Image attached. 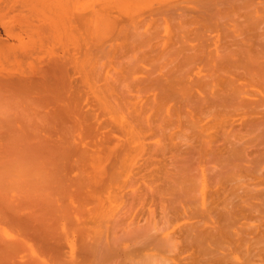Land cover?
I'll list each match as a JSON object with an SVG mask.
<instances>
[{
  "label": "bare ground",
  "instance_id": "1",
  "mask_svg": "<svg viewBox=\"0 0 264 264\" xmlns=\"http://www.w3.org/2000/svg\"><path fill=\"white\" fill-rule=\"evenodd\" d=\"M69 1L65 4V0H60L65 5L76 0ZM207 1L213 5L217 1L222 9L227 5L228 10H223L232 12V23L241 29L244 38L232 44L234 49L205 55L197 46L199 55L184 52L178 54V59L173 55L171 68L168 63L162 64V77L152 72L159 69H152V61L170 59V52L167 57L163 53L153 58L145 55L147 59L130 55L133 64L141 58L137 63L147 61L143 67L152 66L148 70L155 77L134 64L137 71L141 68L142 74L153 76L146 79L139 72L145 81L133 70L129 55L122 58V54L115 57L110 53L118 60L110 65L102 63L114 65L118 71L110 69L113 80L109 81L110 75L102 73L106 75L102 77L104 71L98 69L97 62L102 57L97 61L91 54L81 56L79 43L76 47L71 45L72 55H55L57 51L52 50L56 44H65L67 41L61 39L67 34L71 38V31L77 36L72 33L76 42L80 39L82 18L75 11L77 1L73 10V4L65 7L59 0H0V122L11 118L0 124V264H132L135 260L147 264L151 258L155 260L152 251H159L163 245L158 240V230L170 216L193 219L207 215L212 219V227L202 229L198 223L182 227V240H178L193 250V264H212L220 254V250L215 251L216 257L213 248L224 250L244 242L242 234L246 231L238 220L243 218L242 203L247 200L242 202L240 196L246 189L239 195L236 188L240 186L234 187L233 182H237V171L246 173L247 164L255 165L259 159L264 162V11L258 9L264 4L259 3L258 12V1ZM66 8L73 13L67 22L72 25L70 33L65 20L72 13L66 16ZM41 11L43 15L38 13ZM33 12L36 22L41 21L38 15L42 16L37 31L42 27L41 37L44 33L49 36L36 41L46 43L45 39L53 38L55 46L40 42L37 49L33 46ZM203 15L199 20L205 23L208 17ZM37 34L33 36H40L41 32ZM69 38L68 42L72 40ZM92 55L97 58V54ZM104 58L107 59L100 60ZM196 61L198 67L199 62L203 66L204 75L200 77L199 68L194 67ZM107 66L105 71H110ZM195 68L197 72L192 73ZM135 72L138 82L145 83H140V87L134 81L137 89L133 86L132 90L128 79L133 80L131 74ZM246 85L260 92L253 93ZM243 88L253 93V99L242 97L249 94L246 90L243 93ZM128 91H133L131 98ZM149 92L146 97L141 95ZM138 93L144 97H138L140 102L134 99ZM234 113L249 119L243 120V131L253 138L249 139L250 146L257 141L260 148L255 146L254 151L247 153L241 144L242 136L235 132L238 129L222 132L223 119L233 115L238 118ZM252 154L258 157L250 159ZM230 182L233 187L229 186L231 198L227 199L224 185ZM236 182L235 185L240 184ZM212 183L213 189L207 194L209 204H204L202 197L200 208L199 195ZM158 205L160 222L155 220ZM75 211L80 220L74 223L71 215ZM69 236L75 239L69 242ZM257 251H249L251 261L264 259V251ZM192 256L187 258L195 260ZM159 257L156 255L152 263H164Z\"/></svg>",
  "mask_w": 264,
  "mask_h": 264
},
{
  "label": "rangeland",
  "instance_id": "2",
  "mask_svg": "<svg viewBox=\"0 0 264 264\" xmlns=\"http://www.w3.org/2000/svg\"><path fill=\"white\" fill-rule=\"evenodd\" d=\"M62 1H64V0H62ZM65 1H66L65 4H68L67 2L69 0L68 1L65 0ZM70 1H72V0H70ZM70 1H69V3H70ZM76 1H75V3H74V1H72L70 4H71V6L73 4V6L72 7L70 6V7L72 9L74 7L76 8V5L78 4L77 5L78 9L77 8L76 9L74 8V9H75V11L77 10V11L80 12L81 18H82L81 19V25H79L81 28H79L80 30L78 29L79 31H81V32L78 31L79 32L78 33V36H80V34H81L80 39L78 38L81 43L79 42V40L76 42L75 40H77V38H74L72 36V33H73L71 31L72 30V28H71L72 25L69 26L70 23H67V22L69 20L70 21L72 20L73 13H72V10L70 11L71 8H68V9L66 8L68 10V11L66 10L68 12V14L65 13L66 16L67 15H71V13H72V15L69 16L70 18L68 19V16H67V18H66L67 21L65 20V23H67V25H68L67 26L68 28L66 27L67 28L66 31H67V33H70V31H71V33L69 34L71 38H69L68 37V34H67V36L65 37L67 39H65L64 37H63V40L61 39L62 42H65V40L67 41L65 44L63 43L64 45H66V47L63 46V44L61 43L60 40H58V43H61L62 45L59 44V46H58L56 44L57 42L56 43L53 42V38H49L50 40L45 39L46 43L45 42L44 43L42 42V41H44V39L42 40V38H45V37L47 38L49 36L44 33V36L41 37L43 35V33L41 31V28L42 27L39 29V31H37L39 24H41L40 22H42V19H39V17H42V16L38 15L39 16L38 17V20H41V21L36 22L37 16L36 15L34 16V12L32 13V19H33L32 20V25L35 23L36 26H35V24L32 26V30H33L32 31V37H33L32 39L34 40V42L32 41V44H33V46H34V44L35 45L37 44L40 47V45H39V42L40 41H36V40L41 39L42 41L40 43H42L43 45L44 44L46 45L47 43L49 45H51L50 43H52V45H51V47H52L54 45L53 43L56 44V46L58 48L55 45L54 46L56 48L55 47H52L53 48L52 49L50 47L52 50H54V52L57 51L55 53V55L56 54L61 55V54H63V52H66V54L69 53V55H72L73 52H74V50H72V49H74V47L77 46L76 43H79L78 44L79 45V48H81V52L80 53H82L81 56H86L85 54H87V55L88 54L89 55L91 54L90 57L93 56L92 58H94L95 60L99 59L100 57H102V58L103 57H106L107 58V59L104 58L103 61L100 60L102 58H100L99 61L97 60L98 61L97 63H100V64H98L99 66L97 65L98 66V69L100 70V68H101L104 71V72H101V75H102V73H107L106 75L108 76V75H110L109 73L111 72V70H110L111 68H113V67L114 68H117L114 65H112V66L109 67V65L112 64L113 61L118 60V58L116 59L115 57L117 55H118V57H120L121 56L120 54H122V56H121L122 58L124 57L123 55H125V54L127 56L128 55L129 56L130 55L131 56L132 55L133 56L134 55L135 56L138 55L139 57H142V55H143V58H144L145 55L146 56L147 55H149V56L151 55L150 57L153 58V55L154 56L159 55V54L162 55V53H163V55H166V53H167V55L170 54L172 56L173 55L177 56V59H178L179 58L178 57L179 56L178 54L181 53L180 55H183L184 52H185L184 55H186V54H188V55H195V54L196 55H199V53L201 54V51H199L197 49H200V48H201L200 50H202V53L205 54V55L209 54L210 52H211L210 55L216 54V53L222 54L223 52H227V50L234 49L235 46L233 47V45L234 44L236 45V42L239 43L240 40H241V38L244 39L242 37V35H241L242 34L241 29H238V27L236 28V25L233 24L234 23L233 16L231 17L232 19L230 18V15H231L232 12L229 11V13H228V11H227V13H228L227 14L226 11H224V10H228V9H226V6L227 5H224L225 8H223L224 9L223 10L222 9L223 6H221L220 3H218L217 1H215L216 2L215 5H213L212 3H207L208 2L207 0H124V1L123 0H76ZM196 1L198 2V5H197V2ZM256 1H258L257 2L258 5H255V6H257L256 7V10L260 9V12L264 11V9H262L264 7L258 8V7H261L262 4H264V3H262V2H264V0H260V1L259 0H252V2L251 1L250 2L256 4ZM59 3L60 4H64V3L60 2V0H59ZM259 3L261 4V6L259 5ZM74 4H76V5H74ZM209 4H211V5H209ZM69 5H65V7H69ZM122 5H124V6H122ZM219 5H220L221 8L219 7ZM201 6H203V7H201ZM208 6H210V7L212 6V8L210 9V8H208ZM251 6H252V4H251ZM253 7H254V5H253ZM205 8H206L207 11L205 10ZM191 10H192V12H191ZM221 10H223V11H221ZM193 12H195V13H193ZM258 12H259V10H258ZM38 13L41 14L42 11L41 12H38ZM203 13H204V15H203ZM41 15H43V14H41ZM44 15H45V13H44ZM202 15L208 17V21H207L208 23L207 22H205V23L202 22L203 19L202 20H199L200 19L199 16H202ZM33 16L36 18L35 21H34L35 18ZM66 16H64V18ZM225 16H226V18L229 17V19H226ZM197 17H199V18H197ZM222 17H224L225 19L222 18ZM195 20L198 21V22H196ZM220 20L223 21V23H221ZM199 22L201 23V25L198 24ZM218 22L220 23V26H219V23ZM197 25H199V26H197ZM207 25H210L207 28H211L212 30L211 29L208 30L207 28H205ZM214 25H216V26H214ZM217 26H219L220 28L222 26V28L220 29ZM35 27H37V28L35 29ZM34 29L39 34L41 32V35L40 36H36V37H35V35L33 36V33L36 34V35H38L37 32ZM197 29H199V30H197ZM206 29H207V31H206ZM215 29H217V30H215ZM223 29H225L226 31L223 30ZM198 32H200V33H198ZM223 32H225L226 34L223 33ZM73 35H75V34L73 33ZM75 37H77V36L75 35ZM178 37H179L180 40L178 39ZM68 38L70 40L72 39L71 40L72 43H69L71 41L68 42ZM232 38H234V39H232ZM236 39L237 40L239 39V41H237ZM51 40H52V42H51ZM202 40H203V42H202ZM35 41H36V43H35ZM227 42H229V43H227ZM181 44H182V46H181ZM71 45L74 46V47L71 48L72 47ZM36 46H34L35 49L38 48V46L37 47ZM170 46H174V47H170ZM178 46H181L182 48H179ZM184 46H186V47H184ZM197 46L200 47V48H198ZM228 46L229 47H233V48L228 49L229 48ZM224 47H226L227 49L224 48ZM157 48H158V50H157ZM178 48H179V50H178ZM202 48H204V49H202ZM222 48L223 49H226V51L225 50L222 51L221 50ZM192 49H193V51H192ZM152 50L155 53L151 52ZM190 51H191V54H190ZM110 53L111 54H115V57L113 56L114 57L113 58ZM92 54H97V58L94 57L95 55H92ZM101 54H103V55L105 54V55L104 56H101ZM167 55H166V57H167ZM135 56H134V58H135ZM138 56L136 57L135 62L137 61ZM149 56H148V59L150 58ZM111 57H112V60L110 61L109 59H111ZM128 57H126V58H128ZM122 58H119V61ZM163 58L165 59V57H163ZM163 58L160 59V60H158V61H161L162 60L159 65H158V63H159L158 61H152V63L153 62L154 63L157 62L156 64H154V63L152 64L153 66L155 65L154 67H152V66L151 67H152V69L159 68V69L156 70L157 72H154V70L152 71L153 73H155L157 75L160 73L158 75V77L165 76V74H163V73H165L164 68H163V66L165 65V63L166 64L168 63L167 66L170 65V68L174 65V64L173 65L170 64V62H171L170 60L171 59H174L175 58L174 56L173 57H170V59L167 57L164 61H163ZM131 59L133 60V61H131V63L134 62V59L132 57H131ZM144 59H147V58L145 57ZM122 60H123V62L125 61L124 59H122ZM141 60H142L141 58H138V61L137 62H140ZM149 61H150V59H149ZM149 61H148V63H149ZM102 62H104V63L109 62V65L107 66L108 63L104 65V63H102ZM125 62H127V61H125ZM137 62L134 63L135 65H137V67H139V66L141 67L142 66L141 68L142 69L144 68V70H146V71H149L148 69L151 70V67L149 68V65H148V67H143V66H147L146 65L147 64V61L145 62L146 64L144 63V61H142L143 64L142 63L139 64ZM197 62L198 61H196V65H197ZM131 63H130V67H131ZM134 64L132 63V65H134ZM150 64H151V62H150ZM162 64H164V65H162ZM100 65H101V67H100ZM135 65H134V67L133 66L132 67H133V70L135 69V71H137V69H136L137 67ZM196 65L194 67L199 68V71L198 72H200V74H199L198 77H200V75L201 76L204 75V73H201L202 71L204 72V70H202L203 69L202 63L200 64V62H199V67H198V65L197 66ZM104 66H105V69L102 68ZM106 66L109 68L110 71H108V70L105 71L106 70ZM141 68L140 69L138 68V71H137L138 72V76H139V78L144 79L143 81H145V78L147 76L144 75V74H142L140 72ZM162 68H163V70H162ZM192 68H193V66H192ZM196 68H195V71H194V69L192 70V73L193 72L194 73L197 72L196 71ZM114 71H116V69H113L112 73H114ZM117 71H118V68H117ZM146 71H144V72L146 73ZM139 72L142 75H144L145 78H143V76ZM149 73H150V71H149ZM146 74L148 75V73H146ZM150 74H152V73H150ZM106 75L103 74L102 77L103 76L105 77ZM136 75H137V73L135 72L134 75L131 74L132 78L134 77L133 80H131V77L128 79V80L132 81V82H130L132 84H129V82H128L130 89H131V86H132V90H133V86L136 84L135 82H138V80H137V77L138 76H136ZM152 75H154V74H152ZM113 76H115V75H113ZM111 77H112V75H110V78L109 77H106L107 78V81L109 79H110L109 81L113 80L112 79L113 77L112 78ZM148 77H150V78L152 77L153 78V76H151V75L148 76ZM154 77H155V75H154ZM191 78H194V76H191ZM133 82H134V84H133ZM138 83L140 85V83L143 84L145 82L142 83V80H141V82L139 81ZM244 84H247V83H244ZM247 85H249V83ZM247 85H246V88H247ZM244 86L245 85H243V87ZM250 86H249V88H247L248 90H251L252 92L253 91H256L257 92V88L256 87H252L251 88ZM140 87H141V85H140ZM246 88H243L242 89V92L243 93L245 92V90L248 92V90ZM253 88H255V90ZM134 89L136 90L137 88L135 87ZM132 92L130 94L129 91H128V94L127 93L126 94L127 95H130V98H131V96H133V93ZM252 92H248L249 94H246L245 93L246 95H243L242 97H245L246 99L247 98L248 99H250V98L253 99L252 98V96H253L252 94L254 92L253 93ZM256 92H255V94H256ZM258 92H260V91L258 90ZM152 93L153 92H151V94ZM143 94H145V93H141L142 96L146 97V96L150 95V92L148 94H146V95H143ZM138 95H135L136 97H134V99L137 98L136 102L139 100V98H140V100L142 98H144V97L141 98V95L139 93H138ZM250 95H252V96H250ZM254 97H255V95H254ZM140 100L138 102H140ZM134 102H135V100H134ZM236 115H237V113L235 114V117H236ZM205 119L206 118H204V120ZM207 119L209 120V118H207ZM224 119H223V122H224L223 123V126L224 127L222 126V128H221L222 132H223V130H227L228 131L230 128H233V130L234 129L235 130L238 129L237 130L238 132L237 131H235V132H236L237 135H239V137L242 136L241 144L243 146V149L244 150L245 149L248 150V151L245 150L247 153L248 152H252L253 148L255 149V146L257 144L256 143L257 141L256 142L253 141V143L250 146V143L251 142L249 141V139H253V138L247 136L248 134H245L244 131H243L244 130L243 129L244 128L243 127V124H244V121L243 120L245 119V122H247V121H249V119H247V118H239V116H238V118L237 117L234 118V115H233V118L230 117V118H224ZM246 119H247V121H246ZM250 119L252 120V118H250ZM258 119L260 121V118H258ZM258 119H257V121H258ZM5 120H10L11 121V118H4V120L2 118L0 124L2 122H4ZM262 121H264V120H262ZM217 139H219V138H217ZM256 147H259V146H256ZM254 155L252 154L251 157L249 156V158L250 159L251 158L254 159ZM255 156L258 157L257 154ZM256 157H255V160H258V158H256ZM261 158H262V156H261ZM260 160L261 159H259L258 162L255 164L256 166L254 164H252V163L250 165L247 164L248 168L251 171L249 169L246 171V173L245 172H242V171L241 172L240 171H237V175L235 176V179L238 178L237 179V182H236V180L235 181L233 180L234 182L233 181L232 182L234 184L230 182V183H227L226 185H224V188H226V189H224L225 192H223V193L228 196L227 199L228 198L229 199L231 198V194H229L230 193V190L229 189H230V187H231L232 184H233L234 187H236V186L242 187V188H240V187L239 188H236L237 190H239V191L236 190L239 195L242 193V191L244 190V188L246 190L242 194L245 195L246 192H249V193H247L249 197L247 196V194L245 195V198H244V195H242V194L240 196V197H243V198H241V201L242 202L244 201V199L247 200V201H245L244 204L242 203V206L245 208V209L243 208L244 209V211H243L244 212L243 213V218L242 219L239 218V220H238V223L239 224L240 223L241 224L242 223L244 224V231H246V232H244L242 234L243 235L242 237L244 238V240H243L244 242H242L241 244H239L237 246L236 245L234 247L229 246L228 249L225 248L224 250L217 249V248H213V249H216L213 252L215 256H216L215 253L217 251H219V250H220L219 251L220 254L217 253L218 259L217 260L215 259L216 262L213 261L214 263H212V264H264V259H254L253 261H251L252 259H250L251 255H252L251 253H256L257 250H260V252L264 251V234H262V232H264V210H262V209H264V208L261 209V207H264V200L261 199V197L264 196V164H262L264 162H261ZM262 160H264V159H262ZM252 169H253L254 172L252 171ZM243 173H245L246 175L243 174ZM206 175H207V173H206ZM256 175H258V176H256ZM207 178L209 179V176L208 175H207ZM233 179H234V176H233ZM238 181H239L240 184H238ZM235 182L238 185H235ZM244 182H245V184H244ZM212 184H213L212 186H211V184H209V188H208V190H205L204 194L199 195L200 196L199 197V201L200 202L198 203V205H199L200 208H201V204L200 203L202 201V197L204 199L203 200L204 201V204H206V205L209 204V202H207V201L210 200V199L208 198L209 195H207V194H208V191H211V189H213L214 183H212ZM210 186H211V188H210ZM226 191L228 192V194H227ZM239 192H241V193H239ZM255 193H256V195H255ZM250 195L252 197H250ZM235 197L236 196H234L233 198H235ZM247 198H249V199H247ZM246 202H247V204L248 203L249 204L247 205ZM250 202H251V204H250ZM116 203L118 204V202H116ZM116 203H115V205H117ZM148 204L150 205L149 202H148ZM253 204H254V206H253ZM249 205H252L253 207L252 206H249ZM155 208H157V207H155ZM159 208L160 207L158 205V210L155 209V220L157 222L159 221V217H158L159 216ZM257 210H259V211H257ZM245 211L247 213H245ZM77 214L78 213L75 211L71 215L72 221H74V223L76 221H79L80 220V217L78 216L79 214L78 215ZM75 215H77V216H75ZM139 217H140V215L137 216L136 219L139 218ZM172 217H174V218L172 219ZM178 217H176V216H170V218L168 219V220H170V222H168V220H167L166 221L167 224L166 223L165 224L163 223L164 224V225L162 224L163 227H161L159 229L161 231L158 230V235H159L158 240L160 239L159 241H160V243H163V245L161 246V248H158L159 251H157V250L152 251V255H151V257H153V255L155 254V256L153 257V259H155L154 261H156V255H159L160 256L159 257L160 260L162 259L164 261V263L161 262V263H158V264H165L166 261H167L166 264H191V263L193 264V262L196 261V257L194 256L195 257V260L194 259H192V260L188 259V258H190L192 256L191 253H193V250L191 251V249H188L187 248L188 246H185L186 244L183 242L185 244L184 245L182 243V241H180V240H182L181 239L182 237L180 238L181 231H182V234L184 233L183 232L184 230H182V227L186 228L185 227V224L188 226V224L189 225H195L197 223L199 224L197 226L198 227H201L202 229L204 227H212V225H211L212 219L210 217H208L207 215H205L203 217H200V218H193V219H192V217H189V218H186V219L184 217H181V218L180 217L178 218ZM163 222H165V221H163ZM252 228L255 229V230H253ZM177 229H179V230H177ZM73 239H75V237H72L71 238L69 236L68 241L71 242ZM178 239H180V240H178ZM170 241H171V243H170ZM248 242H250V243H248ZM253 242H256V243L254 244ZM241 245H242V247H241ZM243 245H245V246H243ZM163 246H164V248H163ZM169 246H171V247L169 248ZM227 246H228L227 244L224 245V247H227ZM183 247H184V250H183ZM238 248H240V250ZM242 248H243V250H242ZM248 248H252L253 250L252 249L250 250ZM260 248H262V250ZM187 249L190 250V251L187 252ZM34 250H35V248H34ZM185 250H186V252H185ZM35 253H37V251ZM243 253H245V257H244V254ZM189 255H190V257H189ZM193 255H195V254L193 253ZM194 257L192 256V258H194ZM146 259H149V258H146ZM151 259H150V263L148 262L149 264H151L152 262H154V261H151ZM158 261H159V259H158ZM134 262H137L135 264H139V262L137 260L133 261L132 264H134ZM142 263L144 264V262H142ZM140 264H141V262H140ZM152 264H157V263H152Z\"/></svg>",
  "mask_w": 264,
  "mask_h": 264
}]
</instances>
